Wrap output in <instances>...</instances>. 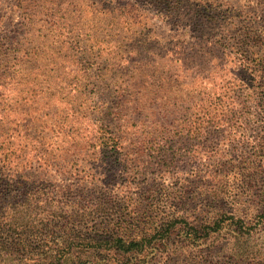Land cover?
<instances>
[{"label":"rangeland","instance_id":"1","mask_svg":"<svg viewBox=\"0 0 264 264\" xmlns=\"http://www.w3.org/2000/svg\"><path fill=\"white\" fill-rule=\"evenodd\" d=\"M0 160V264H264V0H0Z\"/></svg>","mask_w":264,"mask_h":264},{"label":"trees","instance_id":"2","mask_svg":"<svg viewBox=\"0 0 264 264\" xmlns=\"http://www.w3.org/2000/svg\"><path fill=\"white\" fill-rule=\"evenodd\" d=\"M6 164H8V162H4L2 160H0V186L5 185L4 187L7 189L9 187V185L3 183V178L6 175ZM10 164V163H9ZM11 165V164H10ZM9 170H12L11 167H9ZM8 192H10V190H8ZM1 213V212H0ZM2 216H4V214H2ZM88 237V236H87ZM91 237V236H89ZM122 241V240H121ZM152 240L143 237L140 241H133L132 243L129 244V247H125L123 249L127 250L125 252H130L133 250H137V251H141L144 250L145 248H149L152 245ZM100 244L103 245V242L100 241ZM131 246V247H130ZM154 245H152L151 247H153ZM140 247V248H139ZM122 249V250H123ZM82 257H79V259L81 260ZM79 260V261H80Z\"/></svg>","mask_w":264,"mask_h":264}]
</instances>
